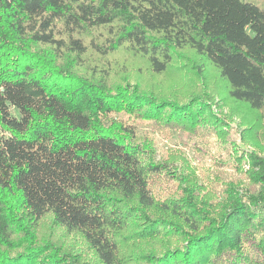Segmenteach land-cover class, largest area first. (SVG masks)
<instances>
[{
  "label": "trees",
  "instance_id": "obj_1",
  "mask_svg": "<svg viewBox=\"0 0 264 264\" xmlns=\"http://www.w3.org/2000/svg\"><path fill=\"white\" fill-rule=\"evenodd\" d=\"M128 62L155 84L172 71L169 93L141 68L114 79ZM263 111V0H0V264H96L61 235L97 264H264ZM121 112L225 138L237 116L248 186L197 194ZM155 175L182 194L159 198Z\"/></svg>",
  "mask_w": 264,
  "mask_h": 264
},
{
  "label": "rangeland",
  "instance_id": "obj_2",
  "mask_svg": "<svg viewBox=\"0 0 264 264\" xmlns=\"http://www.w3.org/2000/svg\"><path fill=\"white\" fill-rule=\"evenodd\" d=\"M118 61L127 62L123 56H120ZM190 64L188 63V66ZM113 65L115 68L114 79H117V74L123 70L133 71L136 68H141L143 87L147 91L153 90L154 86L155 89L167 95L171 89L172 81H174L171 71L157 84L152 83L146 66L139 62L123 63V66L117 65V63H113ZM184 66L186 65L182 67ZM202 75L204 81L219 82L221 80L213 67L209 69L204 67ZM181 77L184 78V76ZM199 84H202L200 80H198ZM211 105H213L214 113L218 116L230 112V107L218 95L212 99ZM110 115L128 121L135 127L138 138L150 141L155 149L156 160L172 162L173 168H178L177 173H184V175L195 178L197 184L204 188V191L197 192V194L208 195L209 198H217L218 201H222L224 198L223 191L227 183L239 182L241 187L244 183L247 184L245 186H248L249 179L246 171H248L250 164L247 160H243L240 164L236 156L239 157L244 148L253 149L254 146L244 143L242 138L243 126L239 124L240 119L237 116H234L233 122L228 126V135L225 138L203 126L202 123L193 129H189L180 125L164 126L153 121L146 122L140 118H133L125 112L111 113ZM260 121V137L258 139L264 145V111L261 112ZM237 150H239L238 153H236ZM151 182L154 193L161 199L182 194L179 181L173 177L155 175L151 178ZM42 233L44 232L42 231L40 234ZM49 234L59 237L61 232L52 227L45 231L46 236ZM60 239L66 241L69 247L74 246L76 251L83 252L87 258L92 259L97 264L92 252L85 250L84 244L77 235H61Z\"/></svg>",
  "mask_w": 264,
  "mask_h": 264
}]
</instances>
